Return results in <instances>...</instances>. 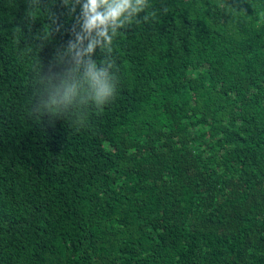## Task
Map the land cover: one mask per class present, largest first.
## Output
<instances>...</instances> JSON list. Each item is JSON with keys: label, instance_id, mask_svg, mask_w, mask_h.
I'll use <instances>...</instances> for the list:
<instances>
[{"label": "trees", "instance_id": "trees-1", "mask_svg": "<svg viewBox=\"0 0 264 264\" xmlns=\"http://www.w3.org/2000/svg\"><path fill=\"white\" fill-rule=\"evenodd\" d=\"M95 13L0 0V264H264V0Z\"/></svg>", "mask_w": 264, "mask_h": 264}, {"label": "clouds", "instance_id": "clouds-1", "mask_svg": "<svg viewBox=\"0 0 264 264\" xmlns=\"http://www.w3.org/2000/svg\"><path fill=\"white\" fill-rule=\"evenodd\" d=\"M100 3H107L108 0H99ZM91 11L95 13V9L98 6V0H90ZM129 6V0H121L120 3L115 4L114 6H109L106 14L95 13L90 20V24L96 23H105L108 19L115 20L119 17V15ZM103 34V33H102ZM101 93L102 94H110L111 89L104 84H101Z\"/></svg>", "mask_w": 264, "mask_h": 264}]
</instances>
